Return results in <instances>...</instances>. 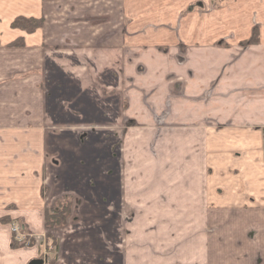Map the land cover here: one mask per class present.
I'll use <instances>...</instances> for the list:
<instances>
[{
	"label": "rangeland",
	"instance_id": "rangeland-1",
	"mask_svg": "<svg viewBox=\"0 0 264 264\" xmlns=\"http://www.w3.org/2000/svg\"><path fill=\"white\" fill-rule=\"evenodd\" d=\"M49 10L61 59L0 98L13 130L33 129L46 209L71 211L48 240L38 218L32 231L1 210L6 230L24 227L23 241L11 232L14 264H260L259 218L246 212L262 194L264 0H55ZM11 140L20 152L24 139Z\"/></svg>",
	"mask_w": 264,
	"mask_h": 264
},
{
	"label": "crops",
	"instance_id": "crops-1",
	"mask_svg": "<svg viewBox=\"0 0 264 264\" xmlns=\"http://www.w3.org/2000/svg\"><path fill=\"white\" fill-rule=\"evenodd\" d=\"M54 1L0 0V91H4L3 95L6 96L8 91L12 92V90L19 88L23 91L26 88L29 90L30 86L32 88L28 77L31 69L35 70L34 74H37V79L39 77L42 79L41 77L46 73L44 65L46 60L55 57L61 59L62 54H51V51H55L54 43L61 41L60 34H53V31L51 33L50 30L52 22L49 20L50 15L48 14ZM18 18L44 19V25L36 32L28 34L11 27L12 23ZM19 40L23 41V45L14 47L13 44ZM60 50L58 49V51ZM65 51L67 53L71 52L70 48ZM34 63L39 64L38 67L32 65ZM19 75L20 78H14V76ZM262 75L264 76L263 71ZM4 99L0 98V138L10 141L6 142V147H0V213L1 210H6L3 213L5 217L21 218L24 222L22 224L32 231H35L33 226L38 225V223L33 222V219L38 218L39 226H37V229L40 227L44 230V216L47 210L45 207L47 199L43 191L46 187L43 172L44 161H42V157L38 158V156L33 159L28 150L30 147L33 148V146H29L28 142L33 137H31L34 133L33 129L30 130L27 127L21 131L13 130L12 116L4 118V116H7L5 110L13 106L11 101L7 103L5 97ZM22 114L28 118L29 106L27 103L24 105ZM260 130L263 132L264 126ZM17 136L24 139V144L23 141L21 143L24 146H21L20 152L15 153L11 139L13 137L17 138ZM261 136L263 138L262 134ZM35 159V163L30 162ZM261 181L262 194L250 196L249 203L252 209L248 210L246 214L248 213L247 216L251 219L254 217L259 218V246L253 249H260V264H264V169ZM253 212H256V214ZM0 217H2V214H0ZM20 227L24 231V227L21 225ZM11 237L9 228L6 230L0 225V264H14V252L19 254L12 248ZM254 245H257V243ZM252 247L253 244L251 243V251ZM16 257L15 264H28L29 262V259L24 261L22 256L21 258ZM38 260L40 259H33L32 261ZM40 262L41 264L47 263L45 260Z\"/></svg>",
	"mask_w": 264,
	"mask_h": 264
},
{
	"label": "trees",
	"instance_id": "trees-1",
	"mask_svg": "<svg viewBox=\"0 0 264 264\" xmlns=\"http://www.w3.org/2000/svg\"><path fill=\"white\" fill-rule=\"evenodd\" d=\"M43 25H44V19L18 18L12 23L11 27L13 29L22 30L28 34H32L36 32L38 29H41ZM20 45H23V41L21 40L16 41L13 44L14 47L17 46L19 47ZM70 211H71L70 202L63 204V202L61 201L56 204V207H53L45 211L44 227L47 232L46 238L48 240L52 239L50 233L51 231L61 228L66 224L67 219L70 215ZM19 245L22 246V244Z\"/></svg>",
	"mask_w": 264,
	"mask_h": 264
},
{
	"label": "built area",
	"instance_id": "built-area-1",
	"mask_svg": "<svg viewBox=\"0 0 264 264\" xmlns=\"http://www.w3.org/2000/svg\"><path fill=\"white\" fill-rule=\"evenodd\" d=\"M11 232L12 234H15L17 236V239H20L19 241H23V239H25V235H22L23 230L21 229V227L14 225L13 227H11ZM20 244H22V242H20Z\"/></svg>",
	"mask_w": 264,
	"mask_h": 264
},
{
	"label": "water",
	"instance_id": "water-1",
	"mask_svg": "<svg viewBox=\"0 0 264 264\" xmlns=\"http://www.w3.org/2000/svg\"><path fill=\"white\" fill-rule=\"evenodd\" d=\"M31 264H41L40 261H33Z\"/></svg>",
	"mask_w": 264,
	"mask_h": 264
},
{
	"label": "flooded vegetation",
	"instance_id": "flooded-vegetation-1",
	"mask_svg": "<svg viewBox=\"0 0 264 264\" xmlns=\"http://www.w3.org/2000/svg\"><path fill=\"white\" fill-rule=\"evenodd\" d=\"M23 245V244H22ZM39 261V260H38Z\"/></svg>",
	"mask_w": 264,
	"mask_h": 264
}]
</instances>
